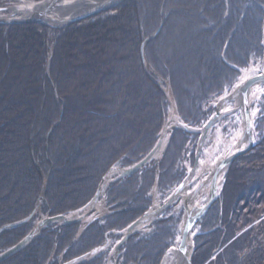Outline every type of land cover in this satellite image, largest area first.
<instances>
[{"label":"trees","instance_id":"trees-1","mask_svg":"<svg viewBox=\"0 0 264 264\" xmlns=\"http://www.w3.org/2000/svg\"><path fill=\"white\" fill-rule=\"evenodd\" d=\"M263 22L264 0H126L119 14L108 21H93L64 35L62 29L48 31V45L26 32L29 25L1 28L0 228L27 218L36 209L37 213L28 223L0 234V253L22 240L41 217L66 215L85 205L111 167L125 168L150 151L169 110L156 83L159 77L179 87L172 89L183 121L195 125L204 120L205 104L237 79L238 70L262 60ZM157 30L158 36L153 37ZM143 39L153 48L146 57L150 71L140 62ZM48 50L49 72L39 64L43 62L45 68ZM187 72L192 73L190 82L208 91L203 101L190 93L194 87L183 79ZM57 117L62 120L56 122ZM263 128L264 119L257 121L262 142L255 149L257 155L238 159L226 178L230 184L224 189V204L228 214L237 209L235 224L215 230L225 215L215 208L210 213L213 230L210 237L196 242L193 264H204L211 245L252 224L240 238L241 245L234 242L237 248L229 254L228 264H264V220L258 221L264 191L257 196L253 194L257 185L249 186L263 174L248 177L253 167L264 164ZM189 140L195 139L174 129L166 154L148 169L159 168L168 181L177 175L181 178V154ZM178 181L165 183L160 193ZM153 182V173L146 170L111 184L104 194L106 211L94 224L83 231L80 223L51 224L0 264H60L102 246L106 234L116 243L119 237L110 233L122 231L146 212L152 203ZM235 184L245 189V197L238 202L230 199L235 197L231 188ZM236 202L245 208L238 210ZM168 220L180 221L174 214ZM168 220L155 222L132 237L121 247L117 263L160 264L168 243L178 234L176 222L167 233L162 231ZM223 233L231 235L221 238ZM143 244L151 248L147 254ZM107 257L108 250L80 264H107Z\"/></svg>","mask_w":264,"mask_h":264},{"label":"bare ground","instance_id":"bare-ground-1","mask_svg":"<svg viewBox=\"0 0 264 264\" xmlns=\"http://www.w3.org/2000/svg\"><path fill=\"white\" fill-rule=\"evenodd\" d=\"M16 1L18 2V5L8 10L9 15H0V17L7 16L6 18H1V19H11V18L15 19V18L20 17V20H22L21 18H25V19L32 18L33 20L38 19L40 20L39 22H42L48 25L62 26V24L67 23L66 22L67 20H70L73 17H76L77 15L87 17L88 13H90L91 10L94 11L98 8H100L101 11L95 14H98L100 16L106 15V13H109L113 9V6H115V4L118 5L117 4L118 0H46V1L39 2V3H35L33 0H16ZM0 22L2 21L0 20ZM5 23H0V29L4 27H9V24H5ZM154 34L156 35H153V37H157L159 32L157 31ZM262 39L264 42V22L262 26ZM159 44H162V43H159ZM152 49L153 48H151V45L148 43V41L146 39H143L139 47L140 62H144V63L147 62L150 64V62L146 59V57H147V53L150 52ZM176 64L181 65V63H179L178 61H176ZM251 66L253 65L249 64L248 67L246 68V70L249 68L248 71L243 72L242 76H240L241 81H240V78H238L233 82L234 85L236 86L232 87L231 91L228 92L229 90L228 88H223L222 92L215 97L216 100L215 99L214 100L216 102L214 101L215 102L214 109L218 114L214 115L209 112L205 113L206 115L205 118L207 119L206 123L208 121H209L208 124L210 123V126L207 127V129L212 132L213 131L212 127L215 124L225 119L229 115H233V113L235 114L236 112H238V115L240 116L239 127H238L237 132L235 133V138L232 141L230 146L227 145L228 146L227 147L226 144L223 143L222 138L220 137L221 129H219L218 133L216 134V141L213 146V149L209 153H206L205 162L203 163L198 162L195 165L196 163L195 155L192 154L193 159H192L191 164H193V171H190L186 178H185L186 174H183L181 178H180V175H177L173 180L169 179L168 181L166 177L167 174L161 173V170L159 168L151 167L148 169V167L151 164L159 163V161L163 158L164 154H166L165 149L170 143L171 135L169 136V133L172 129L173 130L177 128L179 129L180 125H185L186 129L189 130V132L191 130V127L188 126L189 124L187 122L180 121V119L178 118V115L177 116L175 115V112H177L175 106H171L170 102L168 101V94L163 89H161L162 93L164 94L167 100L169 110L170 108L173 110H171L172 112H171L170 119L167 122L166 121L168 118L167 116L162 126H164V124L167 122L166 125L163 127V129L161 127L159 131L160 138L156 139V141L151 144V147H150L151 149L147 153V156H148L153 151L152 152L153 154L150 160L147 162V164H143L142 162L145 161V158L147 157L145 156V157L140 158L138 161L134 162L132 166H129L125 169L121 168L123 169L121 171L125 173L128 176V178L135 175L136 173L140 171H146V170L151 171L154 175L153 185L155 186V188H158V189L163 188L164 187L163 185L165 183L171 184L179 180L177 183H174V185H172L170 189L166 191V194H168L167 197L164 198L166 200L163 199L164 204L158 209L159 213L163 209H165L163 212L169 213L168 215H171V216L174 214L175 216L179 217L180 221L183 220L184 212L186 213L183 223L182 221L181 222L179 221L180 224H178V221L168 220L164 225H162L164 226L162 229L164 233H167L168 230L170 231V229L175 224V222H176V226L177 224L179 225L177 226V231H178L177 237H175L174 239L175 241L177 240L178 245L166 253L168 257L170 258L169 264H193V260L191 256V253L193 252L192 243L193 245H195V242H198L201 239V238H198L197 236H194V234H192L194 227L198 225L200 226L199 227L200 232L208 233V230L212 226L210 222L212 220L210 218V213L213 212L215 208H219L217 212L220 215L222 214L221 208L217 207L220 205L219 204L220 202H217V201L222 202L223 200L224 189L226 187L224 185V180L227 178L230 168L232 167L234 162H236L237 159L240 157H244L248 154L257 155L255 154V147L250 146V142H249L251 141V127L254 126L255 120L252 118L250 111H249L250 116H247L245 109L248 108L250 104L254 103L258 99L259 96L262 95V91L260 87L262 86L261 84H264V81H259V80L254 81L247 88L241 85L239 81L242 82L247 79H251L254 76H258L261 74L263 75L264 74V61L262 62V65H258L254 68ZM174 72L176 75L175 67H174ZM179 79H182L180 75H179ZM183 79L185 80V83H187L189 86L194 87L191 89V91L193 92H190V93L194 95L196 99L203 101L205 99V95L207 96L209 95L205 87L199 84H194L193 82H190L191 80H188L184 77ZM167 86L170 89L171 99L174 100V91L172 89V86H176L178 89L179 87L175 83L172 84L171 81L170 83H167ZM241 90L245 91V93H242ZM223 92L224 94L222 95ZM262 98H264V94L262 95ZM205 105L207 106V104ZM201 132H202L201 133L202 135L200 134V137L203 138L202 136L205 133V124L203 125V129ZM183 133L184 132H182V134ZM219 150H221V153L217 157H215L214 155ZM189 162H191V160H189ZM135 165H138V169H136L135 171L131 173L126 171L134 167ZM115 169H116L115 166L111 167L107 171V173L104 175L102 180L100 181V183H102L101 189H100V197L102 196V192L104 190L105 191L103 193L105 194L107 188L111 184L121 179H125V178L119 177L120 175L118 174V172L115 171ZM192 186L193 188H195L193 191H192ZM105 187L106 189H104ZM96 191L93 194L90 201L86 203L88 204V206L82 208L76 213L78 214L77 218L81 217L82 219H84L92 211L99 209L100 205L98 201H100L101 198L98 197L99 199H97L96 202H91L96 196ZM203 192H208V193L210 192L211 194H215L216 198L212 201L210 200V196L208 197L205 196V199L202 202L204 203V207L203 206L200 207L201 204L197 203L196 197L200 193H203ZM103 200H104V197H103ZM170 205H175V206L171 208L172 210L166 209ZM180 209H183V211ZM154 211H155V207L152 208L151 212L149 213L144 212L139 218L133 220L134 221L133 223H130L128 226H126L122 230V232H124L126 228L129 227L131 224H135L140 219H142L135 233L131 235V237L127 240V242L135 235L142 234L140 232H142L145 228H147V231L149 230V228L151 227L153 223L152 220L156 216L154 214ZM34 214H35V210L32 212L30 216L27 217V218L30 217L27 222H29L32 219V216ZM56 216H66V215L59 214L55 216H43L41 219L36 221L37 223L35 222L36 224L34 228L38 230V225L40 226L39 222L45 217H56ZM25 219L21 221H24ZM70 220H74V219L71 217ZM260 220H264V219H259V221ZM96 221L97 219L95 218V220L90 224V226L94 224ZM80 222L81 220L75 223L70 222V223L65 224L64 226L75 225ZM25 223L26 222L22 223L21 225ZM51 224L53 223H50L46 225L45 227H42L40 230H44L47 226ZM86 228L87 227H84L83 230ZM183 233H185L186 236L184 239V244L180 247ZM170 235H171V232H170ZM22 249L20 251H22ZM141 249L143 250V252H145V254H147V252L151 250L150 246H148L147 244H143ZM93 251L94 250L84 255H90V253ZM84 255H81L73 259L74 261L72 263H75L76 259H79L83 257ZM90 259L91 257L88 256L87 258H85L84 260L78 263L80 264L82 262L89 261ZM160 264H166V261H162L160 262Z\"/></svg>","mask_w":264,"mask_h":264},{"label":"rangeland","instance_id":"rangeland-1","mask_svg":"<svg viewBox=\"0 0 264 264\" xmlns=\"http://www.w3.org/2000/svg\"><path fill=\"white\" fill-rule=\"evenodd\" d=\"M35 3H39V2H42V1H46V0H33ZM123 4H126V0H118V5H116L115 4V6H113V9L109 12V13H106V15H103V16H100V15H98V14H94V15H91L90 17H89V15L87 16V17H84L83 19H81V20H79V21H77V22H75V23H65V24H62V26H56V25H48V24H45V23H42V22H39L40 20H38V19H35V20H37V21H35V22H33V23H24V24H9V26L10 27H16V26H18V27H23V26H26V25H29V29H27V31L26 32H30V33H32V35H33V37L34 38H36V39H39V41L40 40H42V42L44 43V45H48V43H47V40H46V38H47V33H48V31L52 34L53 32V29H62L63 30V32H60V34H62V35H64V34H66V33H68V32H70V31H72V30H75V29H80V27H84V26H88V25H90L93 21H96V22H98V21H108L109 19H111L112 17H116L118 14H119V9L121 8V6L123 5ZM16 5H18V2L16 1V0H0V15H9V9L10 8H12V7H15ZM91 11H93V10H91ZM88 12H90V11H88ZM78 17H81V15L79 16V15H77L76 17H73L72 19H74V18H78ZM1 18H3V17H0V19ZM11 19H13V18H11ZM16 20H20V17L19 18H15ZM22 20H24L25 18H21ZM66 22H68V20L66 21ZM58 23H60V22H58ZM54 27V28H53ZM15 30H20V29H15ZM160 30V29H159ZM159 30H157L158 32H159ZM156 31V32H157ZM5 34L7 33V32H4ZM154 35H156V34H154ZM41 36H42V38H41ZM44 36H45V38H44ZM147 41H148V39H147ZM264 43V42H263ZM264 46V45H263ZM264 52V51H263ZM51 56V54H50V50H48V53L46 54V57H47V60L45 61V68H44V63L43 62H40L39 64H42L41 65V67H42V69H45V71H47V72H49V68L51 67V61H49L48 59H49V57ZM264 59V58H263ZM257 62H259V61H257ZM257 62L255 63V64H252L253 66H251V67H256V66H258V65H262V63H258V65H256L257 64ZM141 64L144 66V67H146L147 68V70H149L150 71V69H149V67L150 66H147L148 65V63L146 62V63H144V62H141ZM151 68V67H150ZM249 69V68H248ZM248 69L246 70V69H240V70H238L239 71V74L237 75V79L238 78H240V80H241V77L240 76H242V74H243V72H245V71H248ZM44 71V72H45ZM46 73V72H45ZM189 73L190 72H187V73H185L184 74V76L187 78V79H190L191 80V78H190V75H189ZM161 82H163V84L161 85ZM156 83H158L159 84V87H160V89H163L167 94H168V101L170 102V104H171V106H175L174 105V100L173 99H171V95H170V89L168 88V86H167V82H165L164 80H162L160 77L157 79V81H156ZM195 84V83H194ZM234 83H232L229 87H227L229 90H228V92L229 91H231V89H232V87H235L234 85H233ZM262 86L260 87V89L262 90H264V84H261ZM224 94V92L222 93V95ZM264 94V91H262V95ZM221 95V96H222ZM262 95L261 96H259L258 97V99L254 102V103H252V104H250L249 105V108H246L245 109V111H247L248 109L250 110V114L252 115V118H253V116H255L253 119L255 120V124H254V126L252 127V131H251V141H249L250 142V146H254L255 147V149L256 148H261L262 147V142H260L261 141V139H259V135H258V132L256 131V122L257 121H259V120H263L264 119V113L262 114V112H260V108L262 107L261 106V104H262ZM220 96V97H221ZM215 98H213L212 100H210V101H208V103H207V106H206V108L204 109L205 110V112L206 113H212V114H216L217 112L215 111V109H214V105H215V100H214ZM215 101V102H214ZM171 110H173V109H171L170 108V110L168 111V118H167V122H168V120L170 119V116H171ZM254 111V112H253ZM175 112V111H174ZM254 115H253V114ZM175 115L177 116L178 114L175 112ZM178 118L180 119V121H182L183 122V120L178 116ZM58 119V120H57ZM57 119L55 118V120H56V122H60L61 120H62V117H57ZM239 119H240V116L238 115V112H236L235 114L233 113V115H229L228 117H226L225 119H223V120H221L220 122H218L217 124H215L213 127H212V132L211 131H208L209 132V134L207 133L206 134V136L204 137V139H203V141H202V144L201 145H199V138H200V134L202 133L201 131H202V129H203V125L204 124H206V121H207V119L205 118L204 120H202V121H200L198 124H195V125H188V126H190L191 127V130H190V132H189V130H187L186 129V127H185V125H180L179 126V129L177 128L176 130H179V131H181V132H184L185 134H188V135H190L191 136V139H195L194 140V142H191L190 140H189V143H187V147H185L184 148V151H183V154H181V156L182 157H184V161H182V168H183V172H184V174H186V176H185V178L187 177V175L189 174V172L190 171H193V165L191 164L192 163V160H191V158L193 159V157H192V154H194L195 156H196V153L198 152V159H197V163L198 162H200V163H203V162H205L206 161V153H209L212 149H213V146H214V144H215V141H216V134L218 133V131H219V129H221V132H220V137L222 138V141H223V143L224 144H226V146L228 145V146H230L231 145V143H232V141L234 140V138H235V133L237 132V130H238V127H239ZM166 122V123H167ZM166 123L164 124V126L166 125ZM164 126H162V129H163V127ZM52 130H53V126H51L48 130H47V132H46V140L48 139V137H49V135L51 134V132H52ZM173 130V129H172ZM172 130L170 131V133H169V135H172ZM263 130H264V128H263ZM264 136V135H263ZM158 138H160V133H158V137H157V139ZM227 146V147H228ZM168 147V146H167ZM166 151H167V148L165 149V153H166ZM221 153V150H219V151H217L216 152V154L214 155L215 157H217L219 154ZM147 155V154H146ZM146 155H144V156H146ZM165 155V154H164ZM247 156V155H246ZM246 156H244V157H246ZM242 157H240V158H238V159H241ZM237 159V160H238ZM189 160H191V162H189ZM133 165V164H132ZM132 165H128V166H126L125 168H127V167H129V166H132ZM116 167V169H115V171L116 172H118V174L120 175V176H123L124 174H123V172L121 171V170H123V169H121L120 167H118V166H115ZM196 167V166H195ZM124 168V169H125ZM243 168H245V167H242L241 169H243ZM258 170H261V171H258ZM249 174V178H252V179H254V176L256 175V174H263V176L262 177H260L258 180L257 179H254V181H255V183L254 182H251L250 184H249V186H252V187H254L255 185H257V190L253 193L254 195H257V196H263V194L261 193L262 191H264V164L262 165V166H260V167H258V168H256V167H253V169H251L250 170V172L248 173ZM119 176V177H120ZM121 178H128V176L127 175H124L123 177H121ZM113 180V179H112ZM112 180H110V181H112ZM109 181V182H110ZM229 181L230 180H228V182H226V179L224 180V185L225 186H228L229 187ZM231 182H233V180L231 181ZM243 183V182H242ZM101 184L102 183H100L99 185H98V189H97V191H96V193L98 192L99 193V198H101L100 199V201H98L99 202V205H100V207H99V209L98 210H95V211H92L86 218H84V219H81V222H80V224H81V226H80V228H82V231H83V228L84 227H88V226H90V224L95 220V218H100V217H102L103 215H104V213H105V211H106V207H105V202H104V200H103V195H104V191L102 192V196L100 197V189H101ZM244 184H246V183H244ZM247 185V184H246ZM241 186L242 185H239V189H238V187H237V184H235V187L233 186V185H231V188H232V190L234 191V193H235V197H233L232 195L230 196V199L231 198H234V200L236 199H239V200H241L240 198H242V197H245V189H244V187L243 188H241ZM104 189H106V187L104 188ZM195 188H193V186H192V191L194 190ZM225 189H226V187H225ZM159 190H161V189H158V188H155V186L153 185V187H152V189H151V191L149 192L151 195V198H152V203H151V205L148 207V209H146V213H149V212H151V209L152 208H154L155 207V211H154V214L157 216V219L158 220H156L155 222H163V221H166V220H168L169 218H170V216H168V214L169 213H165V212H163L165 209H163L160 213H159V207H161L164 203H163V201L164 200H166V199H164L165 197H167V195L168 194H166V192H162V193H160V191ZM239 190H240V192L241 193H239ZM162 191V190H161ZM166 191V190H165ZM225 191V190H224ZM152 192V193H151ZM146 195V194H145ZM164 196V197H163ZM205 196H210V200L212 199V201L216 198V195L215 194H211L210 192L208 193V192H203V193H200L197 197H196V199H197V203H199V204H201L200 205V207H204V203H202L203 201H204V199H205ZM212 196H213V198H212ZM248 197V196H247ZM98 198V199H99ZM223 198H224V200H222V202L221 201H217V202H220L219 204V207L221 208V210H222V213L223 212H225V215H223L222 216V222L219 224V225H217V226H215V230H217V231H219V229L220 230H226L227 228H228V224L230 225L231 223L233 224H235V222L233 221L234 220V217H233V215L235 214V210L237 211V209H234V213L233 214H228V211H227V207H226V209H225V199H226V196H225V194L223 195ZM164 199V200H163ZM239 200H237V202L239 201ZM244 201H246V200H244ZM243 201V202H244ZM235 203V207L236 208H238V210L240 209V208H245V205L244 204H242V205H240V206H238L239 204H240V202L239 203ZM86 205V204H85ZM85 205H83L82 207H79V208H77L75 211H72V212H69L68 214L66 213V215L68 216V217H72L73 219H75V218H77V216H78V214H76L79 210H81ZM175 205H170V206H168L166 209H168V210H172L171 208L172 207H174ZM157 207V208H156ZM180 210H182L183 211V209H180ZM178 211V210H177ZM37 213V209L35 210V214ZM34 214V215H35ZM33 215V216H34ZM185 215H186V213L184 212V216H183V220H181L182 221V223H183V221H184V218H185ZM32 216V217H33ZM93 217V218H92ZM162 217V218H161ZM42 218V217H41ZM40 218V219H41ZM90 218H92V219H90ZM139 218V217H138ZM159 218H161V219H159ZM90 219V220H89ZM137 219V218H136ZM259 219H264V207H263V209H261V213H260V216H259ZM259 219H258V221H259ZM89 220V221H88ZM180 221V222H181ZM134 221H132L131 223H133ZM26 223H28V222H26ZM25 223V224H26ZM37 223V222H36ZM36 223H34V225H33V227H32V229L27 233V234H29L30 232H32L33 230H34V227H35V224ZM181 223V224H182ZM201 223V222H200ZM154 224V223H153ZM180 224V223H179ZM65 225V224H64ZM63 224H59V227L60 226H64ZM253 225V224H252ZM252 225H250V226H248V227H246V228H243L242 230H240V231H236V232H231V234L233 233V236H231L229 239H224V240H220V241H216L215 242V244H214V246L213 245H211V247H209V248H211L212 249V252H211V255L208 257H206V260L204 259V264H218V257L219 258H221V262H222V260H223V263L224 262H227V264H228V256H229V254L232 252V251H235L236 250V245L234 244V242H237V244L238 245H241V237L243 236V235H245V232L252 226ZM16 227H20V225H17ZM16 227H14V228H16ZM199 227L200 226H198V225H196L195 227H194V229H193V233L192 234H194V236H197V237H199L200 236V238L202 239L204 236H207V238L208 237H210V235H211V231L213 230L212 229V226H211V228L208 230V233H202V232H200V229H199ZM9 230V229H8ZM7 230V231H8ZM235 230V229H234ZM144 231L146 232L147 231V228H145L142 232H140V233H144ZM5 232V231H4ZM39 234V233H38ZM38 234L37 235H35L32 239H31V242L38 236ZM123 234H124V232H111L110 233V235L111 236H117V237H119V240H121V238L123 237ZM204 234V235H203ZM224 234H226V235H224ZM230 233L228 234V233H223V235H222V237L221 238H224V236H229V235H231ZM81 234H79L78 236H80ZM105 243L102 245V246H100V247H98V248H96V249H94V251H96V253H94L93 255H90V257H91V259L92 258H94L98 253H100V252H104V251H106V250H108V257H107V264H118L117 263V261H118V259H119V257H120V249H121V247L118 249V255H116V253H114L115 251H114V249H115V247H116V245H117V242L119 241H117L116 243H111V241L108 239V237H107V234L105 235ZM30 242V241H29ZM27 243V245H25L26 247L30 244V243ZM177 242V240L175 241H170L169 243H168V246H167V248H166V251L163 253V256H162V260L160 261V262H162V261H166V264H169V262H170V258L168 257V255L166 254L167 252H168V250L170 251V250H172L174 247H176L177 245H178V242ZM203 243H205V242H203ZM109 246H111V249L109 248ZM25 248V247H24ZM23 248V249H24ZM203 248V247H202ZM22 249V250H23ZM192 249H193V252L191 253V256H192V258L194 257V255L197 253V251H198V244L196 245V242H195V245L192 247ZM199 249H201V248H199ZM18 252H20V250L19 251H17L16 253H18ZM88 257V256H87ZM74 260H70V261H68V262H64V263H60V264H77V263H72ZM243 262V261H242ZM245 262V261H244ZM79 264V263H78Z\"/></svg>","mask_w":264,"mask_h":264},{"label":"water","instance_id":"water-1","mask_svg":"<svg viewBox=\"0 0 264 264\" xmlns=\"http://www.w3.org/2000/svg\"><path fill=\"white\" fill-rule=\"evenodd\" d=\"M117 4H118V2H117ZM99 11H101V9L100 8H98V9H96V10H94V11H91L90 13H88V15L89 16H91L92 14H95V13H98ZM84 16H81V17H78V18H74V19H70V20H68V22L67 23H73V22H76V21H78V20H80L81 18H83ZM2 22H0V23H5V24H24V23H33V22H35V21H37V20H33L32 18H28V19H24V20H16V19H0ZM3 21H5V22H3ZM264 81V74L262 75H258V76H254V77H252L251 79H247V80H245V81H242V82H240L239 81V83L241 84V85H243L245 88H247V87H249L254 81ZM237 86H239V85H237ZM242 91V93H245V91H243V90H241ZM249 108V107H248ZM250 109V108H249ZM247 110L246 111V114H247V116H250L249 115V111L250 110ZM216 114H218V113H216ZM215 114V115H216ZM209 122V121H208ZM208 122L205 124V133L203 134V138H201L200 137V140H199V145H201L202 144V141H203V139H204V137L206 136L205 134L206 133H208V129H207V127H209L210 126V123L208 124ZM251 131H252V127H251ZM202 135V134H201ZM205 135V136H204ZM153 152V151H152ZM150 153L146 158H145V161H143L142 163L143 164H147V162L150 160V158H151V156H152V154L153 153ZM232 158V157H231ZM230 158V159H231ZM197 159H198V152L196 153V156H195V160L197 161ZM197 163V162H196ZM196 163H195V165H196ZM136 169H138V165H135L134 167H132V168H130V169H128V170H126L127 172H133V171H135ZM124 175H126L125 173H123ZM123 175V176H124ZM123 176H120V177H123ZM99 195V193L97 192L96 193V196H95V198L91 201V202H96L97 201V199H98V196ZM212 198H213V196H212ZM212 200V199H211ZM90 202V203H91ZM88 205V204H87ZM86 205V206H87ZM85 206V207H86ZM205 209H206V207H205ZM204 209V210H205ZM30 218V217H29ZM29 218H27V219H25L24 221H21V222H18V223H15V224H12V225H9V226H4V227H2L1 229H0V234L2 233V232H4V231H6V230H8V229H11V228H14V227H16L17 225H21L22 223H24V222H27L28 220H29ZM82 218L81 217H79V218H75L74 220H70V217H66V216H56V217H45L44 219H42L40 222H39V224H40V226L38 225V230L37 229H35L34 228V230L32 231V232H30L24 239H22L19 243H17L15 246H13L12 248H10V249H8V250H6L5 252H3V253H1L0 254V263L1 262H3V261H5L8 257H10L11 255H13L14 253H16L17 251H19V250H21L22 248H24L25 247V245H27V243L29 242V241H31V239L35 236V235H37L41 230V228L42 227H45L46 225H48V224H50V223H59V224H67V223H70V222H78V221H80ZM141 220L142 219H140L137 223H135V224H131L129 227H127L126 228V230L124 231V234H123V237H122V239L117 243V245H116V247H115V249H114V253H116V255H118V249L123 245V244H125L126 242H127V240L131 237V235H133L134 233H135V231H136V229H137V227L139 226V224L141 223ZM185 236H186V234L185 233H183L182 234V241H181V244H180V247L184 244V239H185ZM94 253H96V251H93V252H91L90 253V255H93ZM90 255H84L83 257H81V258H79V259H76L75 260V263H78V262H81L82 260H84L85 258H87V256H90Z\"/></svg>","mask_w":264,"mask_h":264},{"label":"snow or ice","instance_id":"snow-or-ice-1","mask_svg":"<svg viewBox=\"0 0 264 264\" xmlns=\"http://www.w3.org/2000/svg\"><path fill=\"white\" fill-rule=\"evenodd\" d=\"M261 91H264V90H261Z\"/></svg>","mask_w":264,"mask_h":264}]
</instances>
